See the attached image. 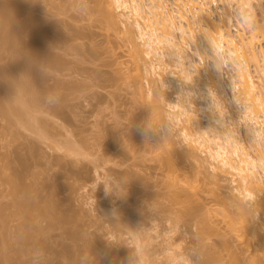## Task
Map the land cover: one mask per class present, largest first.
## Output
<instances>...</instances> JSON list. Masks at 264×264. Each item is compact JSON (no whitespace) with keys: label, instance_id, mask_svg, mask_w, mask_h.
<instances>
[{"label":"rangeland","instance_id":"374dc122","mask_svg":"<svg viewBox=\"0 0 264 264\" xmlns=\"http://www.w3.org/2000/svg\"><path fill=\"white\" fill-rule=\"evenodd\" d=\"M12 1L3 2L14 7ZM28 1L21 2L26 5L16 11L13 23L34 16L36 21L40 20L37 22L42 25L39 24V28L51 24L50 38L54 36V40L46 39L44 44H48L45 46L52 56H58L59 65L41 64V71L38 68L41 76H45L43 81L38 80L44 89H41L43 93L40 91L37 106L35 104L36 107L30 110L42 118L36 122L41 124L43 121L45 128L42 124L36 127L44 128L45 134H39V129L18 125L15 116L10 117L9 123V116L0 114V203L13 199L6 176H12V171L23 167L26 161L24 166L29 164V171L27 174L22 171L26 174H23V180L33 182L30 184L40 191L36 193L44 195L40 197L51 193L52 185L59 180L63 185H66L64 182L72 185L66 189L63 187V190L54 188L56 196L70 197L62 206L67 216L74 214L76 217L72 225L68 226L70 221L67 226L71 230L73 226L77 227L86 237L85 242H95L92 246L103 250L102 254L96 253L106 260H100L101 264H173L169 263L172 261L170 254L179 260L197 239L204 247L201 264H264V213L255 214L252 205L242 199L241 203H245L252 213L244 212L238 202L242 197L236 189L239 177L233 171L214 168L216 163L209 155L207 143H194L192 147L185 143L181 132L191 130L182 117L179 122L172 119L178 110L171 107L177 103L173 91L160 87L157 75L153 73L149 75L148 85L143 77L141 79L143 63L148 66L150 56L145 54L143 39L132 17L120 15L113 0H31L30 4ZM234 1L231 5L233 17L241 23L239 2ZM105 4H109L108 7ZM217 5L219 9L228 8L227 0H217ZM105 8L114 16L111 17L114 21H111L110 14L105 16L104 13H109L104 12ZM253 10L252 24L261 18L255 4ZM244 23H237L238 26L232 23V27L242 28L244 35L248 36L252 30ZM234 28L232 32H235ZM22 31L23 28L18 33H25L23 38L19 34L18 38L25 43L30 38L28 36V40L26 32ZM253 41L255 49L264 48L261 39L254 38ZM135 50H139L140 60L134 58ZM187 50L191 54L189 48ZM5 56L10 58L8 53ZM245 59L247 69L264 97V65L258 66L252 59ZM45 67L47 71L43 70ZM228 71L225 67L222 73L225 82L230 81L228 73L231 72ZM137 73L140 74L139 80L135 78ZM135 79L144 83L143 89L151 90L149 97L145 90V97L143 93L135 92ZM229 91L227 85V95H230ZM234 93L237 94L235 90ZM141 96L146 102H142ZM52 105L58 107L56 112L53 111L57 107L54 109ZM50 106L54 110L51 111ZM154 117L156 124L149 129ZM33 120L31 122L35 123ZM138 129H144L145 135L142 136ZM18 153L26 160L20 162L18 158V162ZM18 163H22L21 166L18 167ZM35 174H39L38 177ZM122 185H126V197L118 199L115 193ZM106 188L113 195H106ZM113 209L116 215H113ZM8 213L9 220L6 218L0 228V238L9 236L6 240H13L14 236L25 231L19 222L24 217L22 213ZM243 216L246 227L238 225ZM39 218L42 222L45 219ZM252 220L255 225H251ZM41 221L38 225L43 227L45 234L41 235L45 241H42L43 236L37 235V243L28 242L15 256H21L19 259L23 264H71L72 261L75 264L78 257L74 260L69 257L70 253L64 252L66 249L74 252L81 241L75 243L77 238L68 237L59 224L54 228L46 224L47 220ZM232 224L237 227L233 228ZM16 225L20 226L18 230ZM83 237L80 239H83L82 243ZM46 241L51 243V249L42 247ZM69 244L70 248H67ZM13 246L19 245L15 243ZM166 246H171L170 250ZM46 254L51 255L49 259L53 263ZM91 254L86 257L79 254V257L84 256L81 262L85 258L89 260ZM3 261L0 263H7ZM79 261L76 264L87 263Z\"/></svg>","mask_w":264,"mask_h":264},{"label":"bare ground","instance_id":"6f19581e","mask_svg":"<svg viewBox=\"0 0 264 264\" xmlns=\"http://www.w3.org/2000/svg\"><path fill=\"white\" fill-rule=\"evenodd\" d=\"M3 1L4 0H0V14L6 16L10 15L12 20H15L14 15L17 14L16 11L18 10L19 12L20 7L26 5V3H21L25 0H8L9 2L12 1L14 7H10L9 2L6 4ZM232 1L233 0H227L228 8L226 9H219L217 0H113V5L119 11L120 15L132 17L133 24L136 26L139 36L143 39L145 54L150 56L149 65L147 66L143 63L144 74H141V79L143 77L144 83L148 85L150 81L149 77H151L149 75L153 73L157 75L156 80L160 87L171 89L173 94L176 95L177 103L171 105V107H176L178 110L175 112L172 119L175 122H179L182 117L190 128L191 132L184 130L181 132L183 139L186 141L185 143L191 147L194 143H198L199 145L207 143L209 155L216 163L214 168L233 171L239 177L238 187L236 189L242 197H239L240 201L238 202L239 205L243 207L244 212L250 213L251 210L244 205L245 203H241L243 202L241 201L242 199H245L246 202L252 205V210L255 214L259 212L264 213V97H262L261 91L257 89V84L253 80L252 74L247 69L245 63V58H249L248 60L251 61L252 59V62H254V64L256 63V65H264V48L259 47L258 49L257 47V50L253 45L256 42V40L255 42L253 41L254 38H259L264 42V8H262V6H264L262 3L264 2H261V0H235L239 2H236L239 4L237 5L239 13L238 11L236 13L240 14L239 18L243 21L241 23L245 22L244 24H246V26H244L252 30L251 32L249 31L248 36H245L242 28L239 30L236 27H232V23L236 26L241 24L239 20L236 22L237 20L233 17L234 15L231 10ZM29 2H31V0L28 1V4H30ZM19 3L21 4L19 5ZM254 4L259 8L261 18L258 23L254 21L253 26ZM6 6L8 8H6ZM169 6H171V9H168ZM104 10V12L109 11L107 8ZM110 13L109 11V13L107 12L104 14L109 17V15L106 14ZM32 17L34 19L28 17L24 22L21 21L20 23L23 22L22 24H20L18 20V23L12 24V31L16 35L23 51L22 55L19 57H14L12 53H10L12 55L8 53L12 60L7 63L8 65H5L3 70H1L2 68L0 69V114L9 116L8 118L4 116L9 123L12 120L10 117L15 116V118L17 117L16 122L18 125L37 131L39 128L37 129L36 126L40 123L38 122L39 124H37L36 121L39 119L42 120V118H38L35 114L33 115L32 110L37 106L36 102L41 99L39 98L41 96V89H44L43 85L40 87L43 83L40 84L38 80L41 78V81H43V78H45L43 74L41 76V72H39L38 68H40L39 66L41 64L45 66L46 64L48 66L51 65L49 67L59 65V63H57L59 60L56 59L58 56L55 58L56 54L53 55V57L47 51L46 46L48 47V44H44V40L46 39H50L51 42L52 39L54 40V36L52 39L50 38L52 37V31L49 29L51 24H49V27H46L47 24L45 26L46 28H39L38 26L41 24L37 22H40V20L37 19L38 21H36V17ZM111 17L114 16L110 14V18ZM110 18L108 19L114 21V18ZM233 20H235L236 23H234ZM35 21L37 25H35ZM18 24L19 27L17 26ZM22 28L23 31H25L24 28L26 29L27 39L29 40L30 38V40L27 42L25 41V43L24 40L22 42L21 38H18V34L20 35L18 32H20ZM233 28L235 32H232L231 29ZM22 34L19 37H21ZM188 48L191 54L188 52ZM133 54H136L134 58L136 57L140 60L139 50H135ZM138 67L139 65L137 68ZM225 67L231 72L230 74L228 73L229 82H225L222 77ZM262 68H264V66H262ZM26 72L30 73L33 78V91L31 94L18 93L12 83L14 79ZM137 77H140V74L135 78ZM137 79L139 80L140 78ZM134 81L135 83L137 82V85L135 84L133 86L134 90H136L135 92H138V94L143 93L145 90L142 88L143 82L140 83L141 81L138 82L136 79ZM227 85L231 91V93L229 91L230 95H227ZM234 90L237 92L236 95ZM41 92L43 93V91ZM144 93L145 95L147 93L149 97L151 90L147 88ZM144 93L143 96L145 97ZM146 99L148 98L146 97ZM141 100H143L142 96ZM142 102L146 101L143 100ZM52 106L49 107L51 111L57 107L54 105L53 109ZM57 110L58 107L53 112ZM29 111L31 113H29ZM31 116L34 118L36 116L37 118L34 119ZM31 118L35 120H33V122L36 124L32 123V120L30 121ZM13 121L11 123H13ZM42 122V125H40L44 127V122ZM44 128L39 129L40 132L38 133L45 134L44 132L46 131ZM14 134L16 133L14 132ZM32 145L34 144L32 143ZM34 150L35 149H33V151ZM20 155L19 153L18 155L16 154V160L18 162V158L20 162L26 160L24 156L20 158ZM24 163L27 164L26 161H24ZM24 163L23 167H19L22 163H18L20 165L17 164L19 168L12 166V168H17L18 170H11L13 175L6 176L8 177L7 179H9V182H7L10 184L9 190L13 199H11V197V200L9 199L11 202L7 201L5 204L3 202L0 203V228L3 226L4 222H6V218L9 220L10 213L8 212L22 213L21 216L24 217L21 218L23 219L21 220L22 222L19 221L23 229L25 228L24 233H21V235L14 234L16 236H14L15 238H13V240H6L9 236L6 239L4 237L3 239H1L2 237L0 238V261L5 260L7 263L5 261H3V263L5 262L6 264H23L19 259L21 256H15V254L19 255L18 252L25 249V244L28 242H31L33 245L37 243V235L45 234L43 227L38 225L42 220L41 217L47 220L46 224L50 227H54V225L57 227L56 225L59 224L62 231L65 230V234H68V237L71 239L73 237L74 239L75 237L77 238L75 239L76 241L73 240L75 243L79 241H81V243L83 242V239L80 240L81 237H83V234H80V229L79 232L75 226H71L73 230H71L70 227L68 228V226L72 225L76 216L74 214H71L72 216H67L68 214L66 215L67 212H65L66 210L63 208L62 204L64 200L68 201L70 197L66 198L68 197L66 196L62 198L63 196H56L57 192L54 190V188H62L63 190V187L66 189V186L70 188L72 185L70 183V185H67V182H64L66 185H63L61 184L63 181L59 180L52 185L53 189L51 193L46 194V197L42 198L44 195L41 194L40 196L42 197H40L38 195L39 193H36L39 190L35 188L36 186L31 185L33 182H24V175L29 171L27 170L29 164L28 166L26 164V166H24ZM258 170L259 173L257 172ZM35 175L38 177L39 174ZM33 178L36 177L33 175ZM35 183L36 182H34V184ZM57 195H59V192ZM234 197L236 196L234 195ZM6 210L9 211L6 212ZM12 215L10 217H12ZM71 217H73V220H71ZM44 220L41 222L44 223ZM239 221L240 223L238 225L240 227H246L247 224L244 216L239 218ZM231 222L233 223L232 220ZM67 223H69L68 226ZM129 223L132 225L131 221ZM250 223L251 225H255L253 220ZM46 224H44V226H46ZM232 225L233 228L237 227V225ZM18 228H20V226L17 227L16 225V230H18ZM23 229L21 228L20 232H22ZM75 230H77L78 233H76L77 231ZM18 232L19 231H17V233ZM42 238V241H45L44 236ZM85 238L84 243H77L80 244L78 247L76 246L77 244L75 245V251H77L78 254H75L73 250V241V244H71L73 249L70 250L74 252H69V249H66V252H64L66 254L70 253L69 257L72 259L78 257L76 258L78 259L76 263L79 260V262H81L83 259L84 256L79 257L81 254L86 257L92 252L94 254H96L97 251L101 254L104 253L102 252L103 250H98L96 245L92 246V243L94 245L95 242L90 243L91 241L88 239L86 241L90 242H85ZM38 239V241H41L39 237ZM15 243L19 246L14 247L13 245ZM43 243L44 244H41L42 247L45 246V249H51V243L47 241ZM67 248H70V244ZM170 248L166 246L167 250H170ZM105 252L108 251L105 250ZM93 253L91 255H93ZM50 254H46L48 255V260H51L49 259V257L51 258ZM170 255L173 258V255ZM170 255L169 258H171ZM99 256L101 255L96 254L94 257L98 259ZM172 258V261L169 263H173ZM102 259L99 257L98 261ZM84 260L87 263H83L85 262ZM84 260L81 263L90 264L87 258ZM69 262L70 259L68 263ZM51 263H53L52 260ZM99 263L101 264V262Z\"/></svg>","mask_w":264,"mask_h":264},{"label":"clouds","instance_id":"9594fccd","mask_svg":"<svg viewBox=\"0 0 264 264\" xmlns=\"http://www.w3.org/2000/svg\"><path fill=\"white\" fill-rule=\"evenodd\" d=\"M13 20L10 15L6 16L0 14V68L4 67L8 60L11 58H6V53H12L14 57H19L22 55V49L16 35L12 31ZM19 27V24L17 25ZM47 71V68H43ZM32 76L30 73H22L18 78L12 81L13 86L18 93L31 94L33 91ZM156 118H153L152 124L148 125V128H152ZM141 135H145L144 129H138ZM127 188L126 185H122L118 188L115 195L118 199H124L126 197ZM106 195H113L112 191L108 188L105 189ZM113 215H116L115 210H112ZM204 255V247L199 239L195 240L187 249V251L176 260L173 257V264H201ZM90 264H99L96 257L89 255Z\"/></svg>","mask_w":264,"mask_h":264}]
</instances>
